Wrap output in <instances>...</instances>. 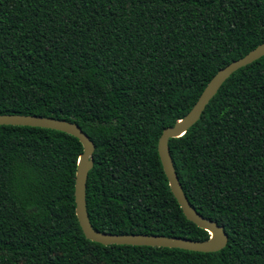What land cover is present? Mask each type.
I'll list each match as a JSON object with an SVG mask.
<instances>
[{
    "label": "trees",
    "instance_id": "16d2710c",
    "mask_svg": "<svg viewBox=\"0 0 264 264\" xmlns=\"http://www.w3.org/2000/svg\"><path fill=\"white\" fill-rule=\"evenodd\" d=\"M263 40L264 0H0V114L65 118L91 140L93 230L205 240L169 189L157 138ZM167 148L189 204L223 226L221 249L86 238L78 139L0 124V264H264V54L230 73Z\"/></svg>",
    "mask_w": 264,
    "mask_h": 264
},
{
    "label": "water",
    "instance_id": "95a60500",
    "mask_svg": "<svg viewBox=\"0 0 264 264\" xmlns=\"http://www.w3.org/2000/svg\"><path fill=\"white\" fill-rule=\"evenodd\" d=\"M263 54L264 40L254 45L237 59H234L219 68L206 82L195 102L192 103L189 109L171 126L163 128L157 138L156 150L161 164L160 166L162 167L163 173L167 179L169 189L181 208L184 216L191 220L196 226L207 231L209 235L205 240H193L192 238L182 236L174 237L131 232L110 234L93 230L88 222L84 201L86 175L87 171L90 169V165L92 164L91 154L93 151V143L91 140L77 127L75 123L60 117L52 118L29 114H0V124L38 126L52 129L56 128L69 132L78 139L82 149L81 153L78 155L77 163L75 164L73 201L74 213L78 221L79 228L82 230L86 238L103 245L129 243L131 245L162 246L179 249L185 248L199 252L217 251L225 245L227 240L223 226L218 225L214 221L206 219L198 214L194 210L193 206H191L187 201L172 166L167 148V140L169 138L177 137L183 133L189 125L198 119L205 104L230 73L236 70L239 66L248 63L255 58H259Z\"/></svg>",
    "mask_w": 264,
    "mask_h": 264
}]
</instances>
